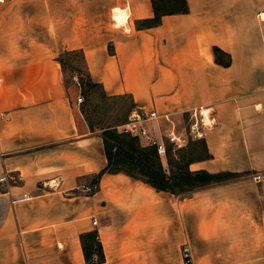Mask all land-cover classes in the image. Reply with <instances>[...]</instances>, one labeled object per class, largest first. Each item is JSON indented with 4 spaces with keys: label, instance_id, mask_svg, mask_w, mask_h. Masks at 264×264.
<instances>
[{
    "label": "crops",
    "instance_id": "obj_1",
    "mask_svg": "<svg viewBox=\"0 0 264 264\" xmlns=\"http://www.w3.org/2000/svg\"><path fill=\"white\" fill-rule=\"evenodd\" d=\"M187 3L147 28L151 0L0 3V264H186L184 247L190 264H264V0ZM76 54L106 97L158 114L144 123L158 141L193 111L213 117L192 140L211 157L190 171L244 176L175 195L104 173L87 193L108 161L65 79ZM93 232L103 256L88 260Z\"/></svg>",
    "mask_w": 264,
    "mask_h": 264
},
{
    "label": "trees",
    "instance_id": "obj_2",
    "mask_svg": "<svg viewBox=\"0 0 264 264\" xmlns=\"http://www.w3.org/2000/svg\"><path fill=\"white\" fill-rule=\"evenodd\" d=\"M151 2L154 17L138 22V27L140 28L158 26L161 23L162 17L165 15L185 14L189 11L187 0H151ZM213 52L215 61L218 64H230V56L221 49L214 47ZM64 56L65 55H62L61 64L65 70L66 60ZM72 69L80 74V76H84L81 80L82 84L84 83L83 87L86 92H91L99 87L96 83L91 81L86 71L81 73L80 70L74 67H72ZM105 98L107 97L105 96ZM123 123H126V121ZM90 127L93 128L91 125ZM100 129L108 163L106 168L97 175V179L93 182V184H97V186L99 178L104 173L112 174L122 172L132 178L151 185L158 191L179 195L244 176V174L233 173L213 174L204 170L190 171V163L195 160H204L211 157L203 141L199 143H190V149L185 155H180L179 162L176 165L172 163L169 164L168 162L170 166L168 165L169 167L165 168L155 146L150 145L143 147L140 145L138 137L124 131L119 132L112 127ZM171 154V150L167 149V157ZM194 156H196V158ZM81 240L86 259L89 260L94 248L98 249L101 257L103 256L102 246L96 232L82 235Z\"/></svg>",
    "mask_w": 264,
    "mask_h": 264
},
{
    "label": "rangeland",
    "instance_id": "obj_3",
    "mask_svg": "<svg viewBox=\"0 0 264 264\" xmlns=\"http://www.w3.org/2000/svg\"><path fill=\"white\" fill-rule=\"evenodd\" d=\"M115 13L116 12L114 11L113 16ZM64 59L66 60V66L64 70L66 82L67 84L70 85L73 84L75 87L79 89L80 93L78 97L79 96L82 97V102H78L77 100V103L80 104L81 111L82 112L84 111L83 114L89 126L91 125L93 126V128H97V129L112 127L120 132L122 131L120 126L123 124V122L126 121V123H128L130 118L129 115H131L134 111L140 112L139 109H134V111L131 113L133 107L131 105L130 99L126 96L105 98L104 94L98 87L91 92H86L85 88L83 87L84 83L82 84V80H81L84 78V76H80V74H78L76 71L72 69V67H74L75 69L80 70L81 73H84V68L82 66V61H81L82 57L79 54H76L72 57L64 56ZM163 141H165L167 149H170L172 153L168 157L166 153L165 157H163L164 166L167 167L170 166L169 165L170 163L176 165L179 162L180 155H185L187 151L190 149L189 144L192 143V140H189L185 147L176 149L173 152L172 145L169 142H167L165 138ZM139 143L143 147L150 146L147 144L145 145V142H140V140ZM196 156L194 157L196 158ZM93 185H97V184H93ZM184 248L182 249L184 261H186L187 259L190 260V254L189 256H187L188 258L184 256ZM187 264H190V262Z\"/></svg>",
    "mask_w": 264,
    "mask_h": 264
},
{
    "label": "built area",
    "instance_id": "obj_4",
    "mask_svg": "<svg viewBox=\"0 0 264 264\" xmlns=\"http://www.w3.org/2000/svg\"><path fill=\"white\" fill-rule=\"evenodd\" d=\"M0 3H4V0H0ZM78 102H82V97H78ZM158 118V114L155 111H151L148 114L142 113V111H134L129 118L128 123L122 125L120 128L122 131L130 133L131 135L145 139L148 145L156 147L157 153L161 158L165 157L167 153V147L165 141H158L151 137L148 129L144 126V123L148 120H153ZM164 119L170 122L168 115L164 116ZM215 119L210 117L207 113L202 111H193L190 115L187 130L185 134H180L176 131L175 126H172L166 131L164 138L173 147V152L176 149L183 148L187 145L189 140L203 139L205 132L208 128L215 124ZM171 123V122H170ZM7 180L6 175L0 177V182H5ZM97 185L88 186L85 191L89 194L94 193L97 190ZM96 224V221H93ZM184 256L188 258V249L184 248ZM190 260H186L185 263H189Z\"/></svg>",
    "mask_w": 264,
    "mask_h": 264
},
{
    "label": "bare ground",
    "instance_id": "obj_5",
    "mask_svg": "<svg viewBox=\"0 0 264 264\" xmlns=\"http://www.w3.org/2000/svg\"><path fill=\"white\" fill-rule=\"evenodd\" d=\"M116 18H117L118 24L125 23V16L124 15H122V14L121 15H118Z\"/></svg>",
    "mask_w": 264,
    "mask_h": 264
}]
</instances>
